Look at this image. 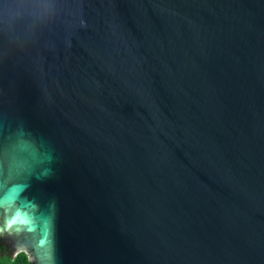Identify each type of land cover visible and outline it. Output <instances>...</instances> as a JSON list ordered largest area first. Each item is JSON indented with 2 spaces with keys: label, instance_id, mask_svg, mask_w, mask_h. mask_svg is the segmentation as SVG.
<instances>
[{
  "label": "water",
  "instance_id": "obj_1",
  "mask_svg": "<svg viewBox=\"0 0 264 264\" xmlns=\"http://www.w3.org/2000/svg\"><path fill=\"white\" fill-rule=\"evenodd\" d=\"M6 128L57 264H264V0H0Z\"/></svg>",
  "mask_w": 264,
  "mask_h": 264
},
{
  "label": "clouds",
  "instance_id": "obj_2",
  "mask_svg": "<svg viewBox=\"0 0 264 264\" xmlns=\"http://www.w3.org/2000/svg\"><path fill=\"white\" fill-rule=\"evenodd\" d=\"M20 132V129L4 130L0 144L5 153L16 149L21 139L35 144L34 134L24 131L21 136ZM53 160L54 157L49 155L39 161H30L25 170L31 173L44 167L49 174ZM29 187V179L27 183H21L10 174L6 165L0 166V239L11 244L13 255L27 253L30 264H57L54 217L38 201L25 195Z\"/></svg>",
  "mask_w": 264,
  "mask_h": 264
},
{
  "label": "trees",
  "instance_id": "obj_3",
  "mask_svg": "<svg viewBox=\"0 0 264 264\" xmlns=\"http://www.w3.org/2000/svg\"><path fill=\"white\" fill-rule=\"evenodd\" d=\"M0 253L3 254L0 264H30L27 253L13 257L12 251L5 244H0Z\"/></svg>",
  "mask_w": 264,
  "mask_h": 264
},
{
  "label": "rangeland",
  "instance_id": "obj_4",
  "mask_svg": "<svg viewBox=\"0 0 264 264\" xmlns=\"http://www.w3.org/2000/svg\"><path fill=\"white\" fill-rule=\"evenodd\" d=\"M13 252V251H12ZM12 256L14 257L15 255L12 254ZM3 257V254L0 253V258Z\"/></svg>",
  "mask_w": 264,
  "mask_h": 264
}]
</instances>
